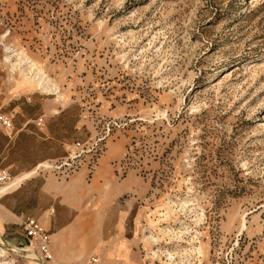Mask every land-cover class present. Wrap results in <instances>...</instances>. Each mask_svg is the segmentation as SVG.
<instances>
[{"label": "rangeland", "instance_id": "obj_1", "mask_svg": "<svg viewBox=\"0 0 264 264\" xmlns=\"http://www.w3.org/2000/svg\"><path fill=\"white\" fill-rule=\"evenodd\" d=\"M0 114V264H264V0H0Z\"/></svg>", "mask_w": 264, "mask_h": 264}, {"label": "built area", "instance_id": "obj_2", "mask_svg": "<svg viewBox=\"0 0 264 264\" xmlns=\"http://www.w3.org/2000/svg\"><path fill=\"white\" fill-rule=\"evenodd\" d=\"M0 124L5 129L13 128V117L8 114H0ZM41 124V121L38 123ZM13 177L8 169L0 168V189L12 181ZM24 234L30 239L32 243L39 250L40 258L43 262L50 264H98V258L91 256L88 259L76 263H57L51 250V238L50 235L34 220H30L24 226Z\"/></svg>", "mask_w": 264, "mask_h": 264}, {"label": "bare ground", "instance_id": "obj_3", "mask_svg": "<svg viewBox=\"0 0 264 264\" xmlns=\"http://www.w3.org/2000/svg\"><path fill=\"white\" fill-rule=\"evenodd\" d=\"M37 78H38V80H39V84H41L42 86H43V88L45 89V90H48L49 92H50V89H51V85H50V80L48 81L47 79H46V77L41 73V72H38V74H37ZM26 78V77H25ZM33 80V79H32ZM31 81V80H30ZM35 82V81H34ZM31 83V82H30ZM32 84H33V82H32ZM41 87V86H40ZM52 89H53V87H52ZM56 89V88H55ZM44 90V91H45ZM47 91V92H48ZM52 91V90H51ZM23 178V177H22ZM20 181H21V178H16L12 183L10 182V185H8V186H4L2 189H1V191H0V195L1 194H5V193H8L11 189H13V188H15V187H17L18 186V184L20 183Z\"/></svg>", "mask_w": 264, "mask_h": 264}]
</instances>
